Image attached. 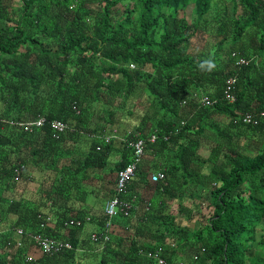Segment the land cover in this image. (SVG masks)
<instances>
[{
	"label": "trees",
	"instance_id": "obj_1",
	"mask_svg": "<svg viewBox=\"0 0 264 264\" xmlns=\"http://www.w3.org/2000/svg\"><path fill=\"white\" fill-rule=\"evenodd\" d=\"M208 56L216 69L199 71ZM230 78L235 102L226 99ZM135 100L147 112L132 128L123 117L137 114ZM263 109L264 0H0V264H264L255 246L264 245V146L242 151L213 118L237 125L252 113L259 123L245 126L264 135ZM52 120L68 125L58 137ZM117 133L125 150L109 165ZM139 138L146 162L119 196L134 204L148 189L139 200L147 209L119 213L108 229L109 217L86 206L90 178L114 173L115 192ZM34 168L56 177L52 189L17 195ZM158 171L165 178L153 182ZM57 195L68 197L63 213ZM94 232L110 238L93 241ZM38 233L72 248L44 253Z\"/></svg>",
	"mask_w": 264,
	"mask_h": 264
},
{
	"label": "crops",
	"instance_id": "obj_2",
	"mask_svg": "<svg viewBox=\"0 0 264 264\" xmlns=\"http://www.w3.org/2000/svg\"><path fill=\"white\" fill-rule=\"evenodd\" d=\"M218 116H219V114H215L213 116V118L214 119H218V118L223 119V121H221L220 123L225 124L224 126H226L225 127L226 130L231 131L230 133L232 135H234L233 140H238V138L241 139L240 145H241L242 151H245L249 154H252V151H250V148L253 145H256L258 147L264 146V135L261 131H252L248 127H246L245 125H242L240 123L235 125L234 123H232L231 117H228L227 115H221V117H218ZM233 126H235V127H233ZM122 139H121V137H117L115 139L116 153L111 155V157H110L111 162L109 165H115V163L122 160V156H123L124 150H125V142L122 141ZM212 139H213V136H212ZM233 140H231V142ZM247 144L250 145L249 148H248ZM206 155H208L207 151H206ZM146 156H147V154H145V156H144L145 158L143 157V161L140 165L145 164ZM130 160H131V155L129 156V161ZM209 169L210 168H206L203 172L207 174V173H209ZM112 174H114V173H112ZM33 176H34V182H36L37 184L34 182H31L30 184H28L29 182L24 181L21 183V184H23V186L19 187L20 191L25 190L26 191L25 194H28L29 191H33V190H35V192H36V191H38V189L42 185L46 187L45 190L52 189L53 183L55 182V178H56L53 176V174L51 172H43L42 169L35 170V168L33 170ZM108 176H101V173H99V171L96 174L94 173L92 175V177L90 178V181L92 182V184L88 185V187H87L89 194H88L87 199H86V201H87L86 206L88 209H92L97 215L103 214V211H104L105 205H106V201L113 195V193L109 191L112 188V186L109 185V187H108L106 184L108 181L107 180ZM114 178H115V176H114ZM89 184H90V182H89ZM199 186L201 187V185H199ZM138 191H139V192H137L138 193L137 194L138 199L135 200L134 211L137 214H141L144 212V208L147 209V205H146V200H144L145 203H144V201H139V200L141 199V197H143L144 199H146V198L149 199V197H151L150 196L151 192H150V190L145 189L143 187L141 189H138ZM109 193H111V195H109ZM19 195L22 197L25 196L24 194H19ZM56 198H58V201L56 203L57 211L62 212V213L65 212V210H67L68 206L63 204V201H68L67 200L68 197L63 198V197L57 195ZM189 199H191V198L188 196V198H186V197L178 198V199H174L173 201H180V200H186L187 201ZM171 206L173 207V205H171ZM171 206H170V208H172ZM87 212L89 213L90 211H87ZM87 228H90V231H92L96 227L93 224H90V225H87ZM84 232H86V231H84ZM81 236L85 237L84 233H81ZM35 251L38 253H41L38 248L34 249L33 253Z\"/></svg>",
	"mask_w": 264,
	"mask_h": 264
},
{
	"label": "built area",
	"instance_id": "obj_3",
	"mask_svg": "<svg viewBox=\"0 0 264 264\" xmlns=\"http://www.w3.org/2000/svg\"><path fill=\"white\" fill-rule=\"evenodd\" d=\"M242 62H245V61L242 60ZM135 66H136L135 64H131V67H135ZM235 82L236 81L234 78H230L227 81L228 85H227V90H226V99H228L230 102H235L237 99L235 94L231 91V86H233ZM197 98L202 102L203 105L211 106L214 103V101L208 95H202ZM260 114L261 116H264V109L261 111ZM243 121L249 122V123L252 122L254 124L259 122L258 118L255 117V115L252 113H247L244 116ZM44 122H45V118L41 117L35 121L28 122L23 125H25L26 130H32L34 125L41 126L43 125ZM51 126L53 127L55 131L54 136L58 137V135L62 133L67 128L68 125L60 120H52ZM139 135H140V132L138 131L136 133V136L138 137ZM116 137H119V136L117 135ZM167 137L168 136H166L165 139H167ZM157 138H158V135L156 133H152L150 135V141H156ZM105 140L106 142H110L112 140V137L107 136ZM145 144H146V140L143 138H139V139L132 141L131 146L133 147V150H134L132 160L128 162L124 168L117 171L115 192L106 201V205H105V215L109 217V222L107 223L108 229L111 223V219H113L119 213H125L126 215H128L134 208L133 203L129 202L128 200L122 199L119 196V193L125 191L128 181L135 176L136 171L139 167V163L145 154ZM164 178H165V173L163 171L155 172L152 175L153 182H157ZM70 223H73V221H71ZM19 232L22 233L23 230L20 229ZM34 238L37 241L36 246L39 247V249L44 253L60 252L63 249L72 248L71 242L60 241L57 239L55 240L48 236H45L43 233L36 234ZM109 238L110 236L107 233H105L104 238L101 236V234L97 232H94L92 234L93 241H99L102 239L107 241L109 240ZM148 255L152 256V253H148ZM154 255L157 256V253ZM32 259H33V255H30L28 257V260H32ZM162 263H164V260L161 257H159L158 264H162Z\"/></svg>",
	"mask_w": 264,
	"mask_h": 264
},
{
	"label": "rangeland",
	"instance_id": "obj_4",
	"mask_svg": "<svg viewBox=\"0 0 264 264\" xmlns=\"http://www.w3.org/2000/svg\"><path fill=\"white\" fill-rule=\"evenodd\" d=\"M17 1V0H16ZM188 13H189V16L193 19L194 17H196V14H195V12H194V10L193 9H191V10H188ZM197 40V39H196ZM135 103V107H136V113L137 114H135V115H132V116H130V117H128V115L127 114H124V117H123V119L124 118H127L126 119V121H129L131 124H130V126L132 127V128H135V126H137L138 125V122L140 121V115H142V114H144V113H146L147 112V110H145L144 108H146L143 104L141 105V108H137V106H139V101L137 102L136 100L135 101H132V104H131V106H133V104ZM130 107V106H129ZM150 112V111H149ZM118 115H120V117H121V119H122V115L121 114H118ZM218 117H221V115H219ZM218 120L221 122V121H223V119H221V118H218ZM132 121V122H131ZM208 124H210V122H208ZM222 125V127L223 128H225V124H221ZM120 130H123L124 131V129L122 128V126H124V124H120ZM124 128H125V126H124ZM214 132H215V135L212 133V132H207V134H208V136L206 137L207 139H206V141H210L211 139H212V136H213V138L215 137H217V135H216V133H217V129L214 127L213 129H212ZM118 136L119 137H121V139L123 138L122 137V135L121 134H118ZM144 157V156H143ZM142 161H143V158H142V160L140 161V163H139V165L142 163ZM99 171H104L103 169L102 170H99ZM108 179V181H107V186L109 187V185L111 186V185H113V183H111V179H114V174H111V175H109L108 177H107ZM23 186V184H19V186H18V188H17V195L18 194H24L25 195V197H26V191L24 190V191H20L19 190V187H22ZM187 187H193V185H187ZM205 190H206V188H205ZM155 198V197H154ZM161 200H163L162 198H161ZM160 201V200H159ZM206 203H208V201H205ZM205 202H203V204H202V207H204L205 205H206V203ZM213 207H211L209 210L207 209V208H202V211L204 210V211H206V213L207 214H211L212 212H213ZM177 210H178V204L177 203H174L173 204V211L174 212H177ZM203 211V212H204ZM187 222V221H186ZM198 226V224L196 225V227ZM86 230H90V228H87L86 227ZM258 235H260V233L258 234ZM255 246L258 248V249H260L262 252H263V254H264V245H260V244H258V243H256L255 244ZM37 251V250H36ZM36 253H38V252H36ZM118 263H122V260H120V261H118Z\"/></svg>",
	"mask_w": 264,
	"mask_h": 264
},
{
	"label": "clouds",
	"instance_id": "obj_5",
	"mask_svg": "<svg viewBox=\"0 0 264 264\" xmlns=\"http://www.w3.org/2000/svg\"><path fill=\"white\" fill-rule=\"evenodd\" d=\"M216 67H217V64H216V62H215V59L212 57V56H208L207 58H205V59H203L202 61H200V62H198V64H197V68H198V70L199 71H201V72H208V73H211V72H213L215 69H216ZM247 114V113H246ZM246 114H244L243 116H240V115H237L236 116V118H233V120L235 121V122H238V123H240V124H242V125H246V124H253V125H257L258 123H256V124H254V123H252V122H245V121H243V118H244V116L246 115ZM118 134V133H117ZM117 138V137H116ZM113 194H114V192H113ZM134 205V204H133ZM134 209V208H133ZM132 209V210H133ZM104 213H105V209H104V211H103Z\"/></svg>",
	"mask_w": 264,
	"mask_h": 264
}]
</instances>
